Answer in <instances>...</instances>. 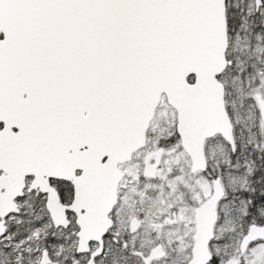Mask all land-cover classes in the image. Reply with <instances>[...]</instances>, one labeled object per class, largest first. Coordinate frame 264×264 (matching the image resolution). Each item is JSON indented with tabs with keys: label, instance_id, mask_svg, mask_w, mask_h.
<instances>
[{
	"label": "snow or ice",
	"instance_id": "1",
	"mask_svg": "<svg viewBox=\"0 0 264 264\" xmlns=\"http://www.w3.org/2000/svg\"><path fill=\"white\" fill-rule=\"evenodd\" d=\"M0 264H264V0H0Z\"/></svg>",
	"mask_w": 264,
	"mask_h": 264
}]
</instances>
